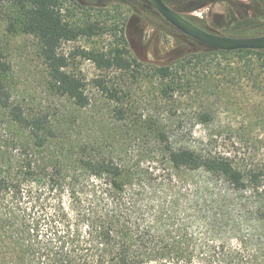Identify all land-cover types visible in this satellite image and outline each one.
<instances>
[{"label": "trees", "instance_id": "16d2710c", "mask_svg": "<svg viewBox=\"0 0 264 264\" xmlns=\"http://www.w3.org/2000/svg\"><path fill=\"white\" fill-rule=\"evenodd\" d=\"M191 1L186 12L174 8L202 26L192 12L212 0ZM238 1L222 0L229 23L221 34L264 33L248 28L252 16ZM65 3L0 0L8 32L36 39L48 90L75 108L73 116L21 99L0 47V264H264V165L204 144H178L162 122L138 116L128 94L102 79L98 86L115 103V126L86 127L77 114L91 105L86 84L66 70L69 57L60 47L120 34L119 44L81 56L102 70L144 71L166 99L186 91L199 104L200 123L211 118L204 102L220 84L264 86V50H221L179 31L188 55L141 61L131 53L124 19L78 16ZM148 137L152 149L142 144Z\"/></svg>", "mask_w": 264, "mask_h": 264}, {"label": "rangeland", "instance_id": "374dc122", "mask_svg": "<svg viewBox=\"0 0 264 264\" xmlns=\"http://www.w3.org/2000/svg\"><path fill=\"white\" fill-rule=\"evenodd\" d=\"M168 1L172 7L181 6L184 12L187 11L188 4H194L188 0ZM238 2H242V7L252 16L250 22H246L248 28L252 31L262 30L264 0ZM65 6L78 11V16L90 12L113 22L124 19L125 37L131 53L138 60L175 61L188 55V38L170 24L148 0H66ZM223 7L222 0H212L192 14L200 18L201 27L221 34L224 25L229 23ZM119 39L120 34L113 37L110 34L95 35L65 41L60 47V51L69 57L66 70L83 78L86 84L91 105L85 112H77L86 127L103 130L115 126L112 112L115 103L107 99L98 86L97 80L102 79L109 86L121 87L128 94L126 102L138 116H151L162 122L168 133L175 135L173 139L178 144H204V147L231 155L242 163L264 165L263 85L256 87L248 80L244 81L243 86L220 84V88L212 90V94L204 102L205 110L211 118L200 123L199 104L188 101L186 91L177 92L173 98L166 99L159 95L158 79L145 76L144 71L126 73L119 69L102 70L81 56L82 50L108 49L112 44H119ZM0 47L7 53L12 64L21 99L34 105L52 106L58 111L65 112L67 108L68 114L74 116L75 108L72 104L64 103L48 90L47 64L33 36L8 32L6 20L0 17ZM176 47L181 51L177 55L173 49ZM190 132H193L192 135ZM150 139L148 137L142 143L146 149L153 148V141ZM130 141L133 142V137ZM146 264L160 263L153 261Z\"/></svg>", "mask_w": 264, "mask_h": 264}, {"label": "water", "instance_id": "95a60500", "mask_svg": "<svg viewBox=\"0 0 264 264\" xmlns=\"http://www.w3.org/2000/svg\"><path fill=\"white\" fill-rule=\"evenodd\" d=\"M148 1L170 24L203 44L227 51L239 49L264 50V35L231 36L214 33L194 23L168 5L164 0Z\"/></svg>", "mask_w": 264, "mask_h": 264}, {"label": "flooded vegetation", "instance_id": "af4514ba", "mask_svg": "<svg viewBox=\"0 0 264 264\" xmlns=\"http://www.w3.org/2000/svg\"><path fill=\"white\" fill-rule=\"evenodd\" d=\"M165 1V0H164ZM166 2V1H165ZM167 3V2H166ZM168 4V3H167ZM168 5H170V4H168ZM171 6V5H170ZM172 7V6H171ZM172 8H174V7H172ZM175 9V8H174Z\"/></svg>", "mask_w": 264, "mask_h": 264}]
</instances>
